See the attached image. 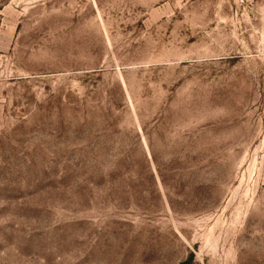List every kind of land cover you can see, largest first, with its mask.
Returning a JSON list of instances; mask_svg holds the SVG:
<instances>
[{"label":"rangeland","instance_id":"obj_1","mask_svg":"<svg viewBox=\"0 0 264 264\" xmlns=\"http://www.w3.org/2000/svg\"><path fill=\"white\" fill-rule=\"evenodd\" d=\"M0 264H264V0H0Z\"/></svg>","mask_w":264,"mask_h":264}]
</instances>
